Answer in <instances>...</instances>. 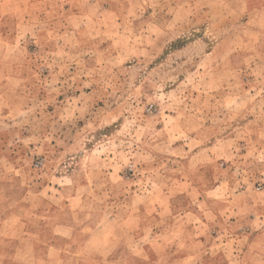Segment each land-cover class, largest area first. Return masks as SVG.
I'll return each instance as SVG.
<instances>
[{
    "label": "rangeland",
    "instance_id": "rangeland-1",
    "mask_svg": "<svg viewBox=\"0 0 264 264\" xmlns=\"http://www.w3.org/2000/svg\"><path fill=\"white\" fill-rule=\"evenodd\" d=\"M262 162L264 0H0V210L49 264H253Z\"/></svg>",
    "mask_w": 264,
    "mask_h": 264
},
{
    "label": "crops",
    "instance_id": "crops-1",
    "mask_svg": "<svg viewBox=\"0 0 264 264\" xmlns=\"http://www.w3.org/2000/svg\"><path fill=\"white\" fill-rule=\"evenodd\" d=\"M257 165L264 166V162L257 163ZM255 175L258 180L264 182V172ZM233 197L241 200L240 204H242L243 210L249 209L254 215L251 232L247 233L246 237L243 238L245 241L243 245L244 253L245 255L251 256L253 264H264V184L256 194L246 190H238ZM205 201L208 202L207 199ZM225 207H228V210H232L236 206L230 202ZM4 211L2 209L0 210V242H9L10 246L7 248L8 250L0 254V264H3L5 261L10 264H49L51 260L63 261L62 255L56 257L50 255L53 246L52 242L41 241V239L37 238V234L41 231L40 225L33 224V221L30 220L24 221L19 211H17V206L8 208L5 214ZM240 227L242 226L239 225ZM59 237L62 239L64 235H60ZM200 239L202 240V238ZM205 240L207 241L205 243L206 246L212 241L206 238ZM38 242L45 244V248L47 249L46 255L35 252V244ZM186 257L184 254L174 258V260L180 261Z\"/></svg>",
    "mask_w": 264,
    "mask_h": 264
}]
</instances>
